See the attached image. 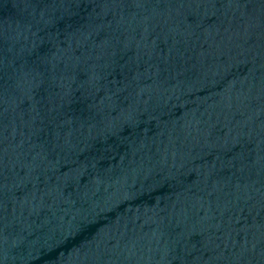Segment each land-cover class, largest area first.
Returning <instances> with one entry per match:
<instances>
[{"label": "water", "instance_id": "1", "mask_svg": "<svg viewBox=\"0 0 264 264\" xmlns=\"http://www.w3.org/2000/svg\"><path fill=\"white\" fill-rule=\"evenodd\" d=\"M264 0H0V264H264Z\"/></svg>", "mask_w": 264, "mask_h": 264}, {"label": "snow or ice", "instance_id": "2", "mask_svg": "<svg viewBox=\"0 0 264 264\" xmlns=\"http://www.w3.org/2000/svg\"><path fill=\"white\" fill-rule=\"evenodd\" d=\"M117 2L118 3H131L137 7H140L146 2V0H117ZM262 254H264V252H262Z\"/></svg>", "mask_w": 264, "mask_h": 264}]
</instances>
